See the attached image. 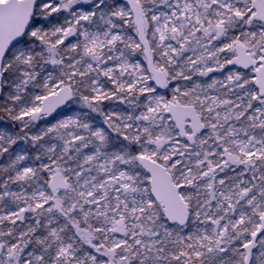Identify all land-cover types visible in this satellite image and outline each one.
Segmentation results:
<instances>
[{
    "label": "snow or ice",
    "instance_id": "snow-or-ice-1",
    "mask_svg": "<svg viewBox=\"0 0 264 264\" xmlns=\"http://www.w3.org/2000/svg\"><path fill=\"white\" fill-rule=\"evenodd\" d=\"M0 115V264H264V0H0Z\"/></svg>",
    "mask_w": 264,
    "mask_h": 264
},
{
    "label": "rangeland",
    "instance_id": "rangeland-1",
    "mask_svg": "<svg viewBox=\"0 0 264 264\" xmlns=\"http://www.w3.org/2000/svg\"><path fill=\"white\" fill-rule=\"evenodd\" d=\"M140 59L143 60L142 57H140ZM0 129H8V130H11V125L6 124V123H3V122H0Z\"/></svg>",
    "mask_w": 264,
    "mask_h": 264
},
{
    "label": "trees",
    "instance_id": "trees-1",
    "mask_svg": "<svg viewBox=\"0 0 264 264\" xmlns=\"http://www.w3.org/2000/svg\"><path fill=\"white\" fill-rule=\"evenodd\" d=\"M0 122H3V123H6V124L11 125L10 122H8V121L6 120V118H4L2 115H0Z\"/></svg>",
    "mask_w": 264,
    "mask_h": 264
},
{
    "label": "water",
    "instance_id": "water-1",
    "mask_svg": "<svg viewBox=\"0 0 264 264\" xmlns=\"http://www.w3.org/2000/svg\"><path fill=\"white\" fill-rule=\"evenodd\" d=\"M160 91H161V92H164V90H163V89H161Z\"/></svg>",
    "mask_w": 264,
    "mask_h": 264
}]
</instances>
